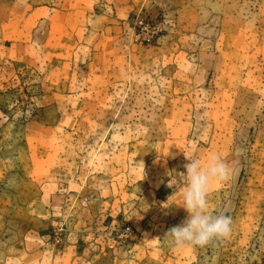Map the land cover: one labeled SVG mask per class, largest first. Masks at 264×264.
Wrapping results in <instances>:
<instances>
[{"label":"rangeland","instance_id":"obj_1","mask_svg":"<svg viewBox=\"0 0 264 264\" xmlns=\"http://www.w3.org/2000/svg\"><path fill=\"white\" fill-rule=\"evenodd\" d=\"M212 154L231 233L176 248ZM0 264H264V0H0Z\"/></svg>","mask_w":264,"mask_h":264},{"label":"clouds","instance_id":"obj_2","mask_svg":"<svg viewBox=\"0 0 264 264\" xmlns=\"http://www.w3.org/2000/svg\"><path fill=\"white\" fill-rule=\"evenodd\" d=\"M186 172L182 173L186 188L183 192L182 207L187 218L170 228L164 237L171 240L176 248L189 245H207L214 240L227 238L232 230V219L226 214H212L209 211L208 193L216 182H222L231 174L229 166L216 154L206 161L187 157ZM172 181L169 182L171 187ZM163 207H167L166 204Z\"/></svg>","mask_w":264,"mask_h":264}]
</instances>
